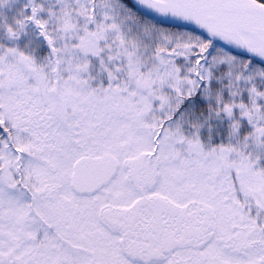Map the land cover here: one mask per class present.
I'll return each mask as SVG.
<instances>
[{"label":"snow or ice","instance_id":"snow-or-ice-1","mask_svg":"<svg viewBox=\"0 0 264 264\" xmlns=\"http://www.w3.org/2000/svg\"><path fill=\"white\" fill-rule=\"evenodd\" d=\"M0 264H264V0H0Z\"/></svg>","mask_w":264,"mask_h":264}]
</instances>
